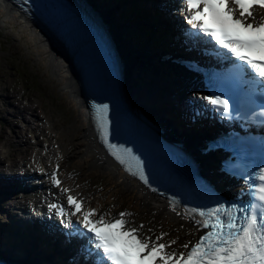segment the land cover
<instances>
[{"label":"snow or ice","instance_id":"obj_1","mask_svg":"<svg viewBox=\"0 0 264 264\" xmlns=\"http://www.w3.org/2000/svg\"><path fill=\"white\" fill-rule=\"evenodd\" d=\"M184 3L186 22L194 35L209 38L216 55L234 61L233 67L241 78L256 84L264 94V0H184ZM204 99L226 118H233L227 99L220 96ZM98 111L107 140L108 108L105 105ZM260 115L264 116V103ZM123 153L114 154L128 165L129 172L147 183L143 162L130 149H124ZM52 179L66 194L68 209L61 205L50 207L62 219L80 218L82 235L89 240L88 254L96 257V264H264V168L245 178L247 203L220 202L185 212L184 218L194 220L199 229L206 231L194 243H184L182 251L172 247L176 240L163 242L167 233L155 238L146 235L144 225L136 226L128 219L131 213L122 212L108 219L107 214L100 215L85 207V201L63 188L58 178Z\"/></svg>","mask_w":264,"mask_h":264},{"label":"bare ground","instance_id":"obj_2","mask_svg":"<svg viewBox=\"0 0 264 264\" xmlns=\"http://www.w3.org/2000/svg\"><path fill=\"white\" fill-rule=\"evenodd\" d=\"M111 2L121 10V3L114 2L111 0ZM175 2V1H174ZM173 2V3H174ZM169 12L173 14V10H171V6ZM186 8V5L184 3V0H177V3L174 5V9L180 14L181 12H184L183 10ZM0 9L1 11H5L7 14H15L18 19L22 20L24 28H26L29 31V36L31 40H35L36 43L41 47L40 52L45 51V55L48 58V63L49 67L52 71L53 77H55L58 81V88L63 92L67 93L71 98H73L76 102H79V111L78 119L76 120L75 124L73 125L74 127L78 123L79 128L76 129V133L79 134V138L77 141V146L75 147V151L71 153V151L68 149L67 145L63 144L64 149L63 153L65 154V159L67 162L64 164V170L65 172L67 171V168L71 170L69 173H75V172H80L79 168H74L73 164L76 163V160H79L83 162L87 167L88 171L91 170H97L100 173V176H102L107 184L105 186L102 185V190L105 191L107 197H118L123 199L128 200L129 202L134 200L137 203V207L134 210H131L134 212L133 219H139L140 221H147L150 222V225L153 223H156L158 225H162L165 227V230H168V226H174V227H180L183 223L179 221L178 218H175L174 216L171 215L169 210L166 208L165 203H160L158 202V199L150 194V192L146 191L143 189L136 180L133 178L127 176L122 169L117 167V165L113 164L106 155L102 152L100 146L97 143V138L94 134L92 125L90 120L86 119V116L83 112L85 108V104L83 100L78 99V95L80 93V89L72 76V73L70 71V66H68V63H65L66 61L59 55L48 43V41L45 39L44 35L41 33V31L34 25L32 24L29 20H27L22 14H20L18 11L13 9L10 5L6 4L5 2L0 0ZM122 15L121 17L125 19L124 23H129L131 18L134 17L131 15L132 13H127L123 10H121ZM134 14V13H133ZM63 17H65V13L62 14ZM16 17V18H17ZM13 19V18H12ZM158 19V18H157ZM135 27V26H134ZM149 27V25L144 26ZM140 27V32L138 33L137 36V29H135L136 33L134 32V37L132 38V31H130V26H126V28L121 32L118 33L116 31H111V34L113 37L118 41V45L120 48V51L123 55L125 64H126V69H127V78H128V83H129V88L130 90L132 89L135 93H138L137 97H135V100L137 103H145L148 109V113L158 116V110L159 107L157 106L156 102L151 99L149 101H146L149 98H153L152 95H149L146 92V89L143 88L140 83L137 82V77L135 74V70H138L139 67H142V65L137 64L138 61L140 60L142 63V57L144 56V51H150L146 52L150 56L144 65H153L158 60H154L151 58L152 52L151 50L147 47V40L144 37V31L143 28ZM191 29V26H190ZM192 30V29H191ZM67 34L70 36L71 39L75 40L78 42V39L75 37L73 34V31L71 29V25L66 27ZM194 33V30H193ZM138 37V38H137ZM196 39L202 41L203 36H197L195 35ZM205 39V42L207 45H214L213 43L209 42V38L203 37ZM137 40V42H136ZM140 43L144 47V51L139 53V50L135 48V44ZM162 47V46H161ZM137 52H136V51ZM203 52V51H202ZM80 55L82 58H84V54L79 51ZM207 56L209 57L206 59V66L210 69L211 72L218 73L219 71L216 70L218 69L216 65H214L212 58L207 54L204 53V57ZM65 61V62H64ZM169 64V63H166ZM181 72L184 71V69H180ZM144 90V93H142ZM149 90V88H148ZM150 92L153 93V89H150ZM175 93V91H174ZM168 92L162 93V97H165ZM9 99L12 101V97H9ZM251 100V99H250ZM81 101V103H80ZM181 106L182 110L187 109V104H183ZM82 107V109H81ZM162 114L166 117H170L169 114H167L163 109L161 110ZM3 114V113H1ZM83 118V119H81ZM80 119V120H79ZM162 122L165 123V119H162ZM55 129V126L52 127ZM176 130L180 132V136L185 137L188 136V131L186 130L184 123H179L176 124ZM67 135V134H66ZM57 136L61 139L62 135L57 134ZM68 136V135H67ZM69 137V136H68ZM200 139H198L199 142ZM188 144L191 146V142H188ZM205 157L202 159L204 160ZM208 162V167L210 169L213 168V165H217L216 167L214 166V172L216 176H213L219 183H221L223 186H230L231 183L235 184L236 182L234 181V177L229 178L231 179V183H228L227 180L224 176H222V172H219L220 170H223L220 164L217 162ZM220 169V170H219ZM245 176H241V174H238L241 181H245V178L247 177V171L245 169ZM68 173V172H67ZM242 173V172H240ZM233 179V180H232ZM26 184V183H25ZM4 191H9L5 190L3 187L1 188ZM103 197V196H102ZM11 215L9 214L6 219L9 221L11 219ZM43 219H45L43 217ZM41 225H44V220L41 223ZM29 228L36 227L35 224L28 222L27 225ZM28 231V230H27ZM193 229L186 225V231H180L178 229V233L176 234L179 237L185 236L187 239L192 238L193 234ZM28 233H30L28 231ZM17 246L19 247V244L17 243ZM47 261H43L45 264Z\"/></svg>","mask_w":264,"mask_h":264},{"label":"rangeland","instance_id":"obj_3","mask_svg":"<svg viewBox=\"0 0 264 264\" xmlns=\"http://www.w3.org/2000/svg\"><path fill=\"white\" fill-rule=\"evenodd\" d=\"M16 17L13 13L4 14L0 9V111H4L5 116H9L8 118H11L12 115L16 116L14 122L7 129L8 134L4 138H0V147H4L3 154L5 152L11 153V158L13 160L16 159L15 165L19 166L22 162L26 163L28 161L29 153L34 150V146L31 145L28 139L27 134H29V131H26L27 128L32 129L38 125L33 118L31 119V116H40L41 121L44 115L47 119L52 120L55 126L54 131L56 133L62 132V143L67 145L71 153L75 151L74 146L78 145L79 134L75 131L79 128V125L78 123L75 127L73 125L80 116L78 112L71 108L72 102L76 101L58 88V81L52 75L45 51L40 52L41 47L36 43V40L34 44V41L29 36V31L23 26L22 20ZM133 37L134 32L132 33ZM24 66L30 72L34 71V76L38 80L40 89H47V97L52 98L56 104L54 109H47L43 114L38 109L36 113L32 112V109H36L38 104L41 106V104L47 103L48 99L42 100L37 93L33 92L30 86L21 81L18 74L23 72L20 68ZM141 69L142 67H139L138 70H135V74L137 82L139 83L141 78V82L145 86L146 81L140 75ZM142 93H144V90ZM8 96L13 97V106L17 109L7 105L5 97ZM25 110L26 112H23ZM23 117L29 119L33 124L24 122ZM5 127L6 123L0 116V134ZM18 127H23L21 133ZM18 142L24 145L26 142L27 145L18 146ZM73 167L80 169L79 179L80 182L85 184V187L87 186V190L100 192L103 188L102 185L105 186L107 184L97 170L88 171V167L83 162L76 160ZM100 195L103 196V200L108 201L105 204L101 202L102 205L112 204L113 207L114 204L118 206V209L125 210H134L137 207V203L134 200L129 202L117 196L107 197L103 190Z\"/></svg>","mask_w":264,"mask_h":264},{"label":"water","instance_id":"obj_4","mask_svg":"<svg viewBox=\"0 0 264 264\" xmlns=\"http://www.w3.org/2000/svg\"><path fill=\"white\" fill-rule=\"evenodd\" d=\"M124 81H125V83L128 84V80H127L126 75L124 76ZM126 91L129 93V85H127V87H126Z\"/></svg>","mask_w":264,"mask_h":264}]
</instances>
